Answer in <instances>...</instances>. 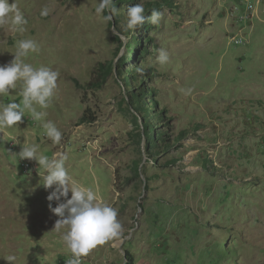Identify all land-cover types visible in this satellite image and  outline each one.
<instances>
[{"label":"rangeland","instance_id":"rangeland-1","mask_svg":"<svg viewBox=\"0 0 264 264\" xmlns=\"http://www.w3.org/2000/svg\"><path fill=\"white\" fill-rule=\"evenodd\" d=\"M16 2L29 23L23 34L0 26V64L18 40L37 41L24 59L60 74L37 110L62 140L53 144L27 111L0 130V264L8 254L15 264H66L71 254L54 231L42 170L13 154L23 143L66 154L74 179L101 178L103 203L118 211L122 237L84 264H129L127 252L133 264H264V0L253 14L243 0H142L146 17H162L134 31L127 7L141 0H114L110 22L95 14L98 0ZM145 87L149 114L132 98ZM11 101H22L19 86L0 96Z\"/></svg>","mask_w":264,"mask_h":264},{"label":"clouds","instance_id":"clouds-1","mask_svg":"<svg viewBox=\"0 0 264 264\" xmlns=\"http://www.w3.org/2000/svg\"><path fill=\"white\" fill-rule=\"evenodd\" d=\"M49 9L44 7L41 16H48ZM106 13V14H105ZM119 10L114 0H98L95 7V14L101 16L105 22L113 21ZM162 13L152 11L151 16H145V8L140 3L127 9V30H135L143 26L146 20L158 25ZM29 23L23 12L20 10L16 0H0V26L7 25L13 32L23 34L26 32V25ZM122 41L125 37L120 33ZM14 59L7 64H0V96L8 95L19 86L22 101L17 103L11 101L0 104V130L12 128L23 122L26 111L31 114L32 119L42 122L45 135L53 144H59L62 140V133L51 120L44 121L47 113L38 111L47 109L57 89L59 72L47 66L34 67L31 63L25 62L30 53L39 51L36 40L20 39L16 43ZM159 55L157 61L161 65L169 61V55L163 49L157 50ZM143 72V68L137 69ZM190 91V89L188 90ZM4 137L0 136V143ZM15 144L21 142L14 139ZM39 145L23 143L18 153L13 152L20 160H34L37 162L42 175L40 184L45 189H52L47 196L49 210L59 217L55 223L54 231L61 233V239L71 252V258L66 264H82V258L87 257L92 250L102 246L109 241L122 237L123 226L118 219V211L107 203L101 202L98 190L84 186L71 175L66 166L68 156L66 154L53 153L51 157L41 154ZM69 193L71 195L69 196ZM56 202L53 207L52 202ZM64 230V231H62ZM10 264H15L17 256L8 254L3 257Z\"/></svg>","mask_w":264,"mask_h":264},{"label":"trees","instance_id":"trees-1","mask_svg":"<svg viewBox=\"0 0 264 264\" xmlns=\"http://www.w3.org/2000/svg\"><path fill=\"white\" fill-rule=\"evenodd\" d=\"M133 6V4H132ZM131 7V6H129ZM127 7V9L129 8ZM136 77V74H134ZM151 93L152 95L154 94L153 92H151V89L149 88H142V90L139 92V93H134L132 98L134 99L135 101V106L137 109H139L140 111H145L147 114H149V110L148 108H146L145 106L148 105L149 103L146 102V99L144 96H146L145 94H148V93ZM90 120H94V117L91 115L90 116ZM137 122V121H136ZM152 131V129H148V126L146 127V133H147V142L149 143V145H151V148H155L156 146V139L153 137V135H150V132ZM153 132V131H152ZM161 137L164 138V136L161 134ZM126 259H127V262L129 264H133V260H132V255L127 252V256H126Z\"/></svg>","mask_w":264,"mask_h":264},{"label":"crops","instance_id":"crops-1","mask_svg":"<svg viewBox=\"0 0 264 264\" xmlns=\"http://www.w3.org/2000/svg\"><path fill=\"white\" fill-rule=\"evenodd\" d=\"M94 167V166H93ZM95 174V173H94ZM76 180L79 182V183H81V184H83L84 186H87V187H89V185L90 184H92V186H95L97 189H98V195L100 196V198H101V202H104L105 200V198L103 197V194H102V192H100V190L101 189H103V187H104V184H101L102 182H101V178H99V177H95V182H93V183H88L87 181L86 182H84V181H79L77 178H76Z\"/></svg>","mask_w":264,"mask_h":264},{"label":"built area","instance_id":"built-area-1","mask_svg":"<svg viewBox=\"0 0 264 264\" xmlns=\"http://www.w3.org/2000/svg\"><path fill=\"white\" fill-rule=\"evenodd\" d=\"M261 0H243L244 7L247 14H252V5L259 4Z\"/></svg>","mask_w":264,"mask_h":264},{"label":"bare ground","instance_id":"bare-ground-1","mask_svg":"<svg viewBox=\"0 0 264 264\" xmlns=\"http://www.w3.org/2000/svg\"><path fill=\"white\" fill-rule=\"evenodd\" d=\"M254 8H255V4L252 5V14H253ZM69 258H71V254L69 255ZM69 258H68V259H69ZM85 261H86V257H83V258H82V264H84Z\"/></svg>","mask_w":264,"mask_h":264}]
</instances>
